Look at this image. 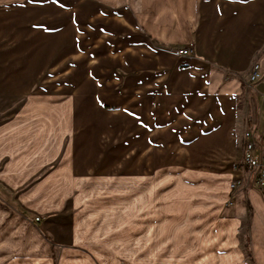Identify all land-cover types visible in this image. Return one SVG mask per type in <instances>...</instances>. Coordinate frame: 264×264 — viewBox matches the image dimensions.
Segmentation results:
<instances>
[{
	"label": "rangeland",
	"instance_id": "rangeland-1",
	"mask_svg": "<svg viewBox=\"0 0 264 264\" xmlns=\"http://www.w3.org/2000/svg\"><path fill=\"white\" fill-rule=\"evenodd\" d=\"M24 14L31 24V11ZM72 20L74 26L79 17ZM96 20H89L84 47L74 27L56 37L50 70L49 50L24 44V69L8 82L7 98L0 97V105L9 107L0 124L19 123L13 149L4 153L0 145L1 264H179L205 247L198 235L192 238L206 220L197 216L198 204L221 200L223 177L208 170L199 154L183 159L166 153L165 145L144 142L142 82L128 80L110 62L97 64L99 44L105 41L103 54L111 58L116 34L110 26L103 34L96 30ZM0 25L1 44L31 34L25 26L15 32V12L0 15ZM15 88L22 94L13 96ZM263 105L260 95L261 117ZM240 232L247 237V227Z\"/></svg>",
	"mask_w": 264,
	"mask_h": 264
},
{
	"label": "crops",
	"instance_id": "crops-1",
	"mask_svg": "<svg viewBox=\"0 0 264 264\" xmlns=\"http://www.w3.org/2000/svg\"><path fill=\"white\" fill-rule=\"evenodd\" d=\"M16 1L20 3L9 7L0 2V15L15 12V32L25 26L31 34L12 45L0 42V97L7 98L8 82L16 81L24 69V44H33L36 51L49 50L50 70L57 36H66L74 27L84 47L89 20L97 19L93 27L102 34L110 26L107 30L117 37L111 42L115 52L110 58L103 54L105 41L99 44L97 51L102 52L96 53L97 64L110 62L126 71L128 80H141L142 124L151 137L144 132V142L150 146L152 140L161 149L165 145L166 153L180 158L183 154V159L199 154L208 170L223 177L217 187L223 202L197 203L201 209L197 216L206 220L198 224L192 238L198 235L196 240L206 242L205 247L192 252L190 259L181 258L179 264H264V197L248 172L235 168L242 158V134L252 127L258 135L262 119L258 97L264 93L258 90L259 84L248 88L241 80L254 63L264 72V0ZM28 11L31 24L22 19ZM72 17H79L74 26ZM124 33L127 38L121 41L119 36ZM189 46L190 56L174 54ZM82 55L86 52L81 51ZM16 88L12 95H21L22 89ZM8 109L6 104L0 105V113ZM18 130V121L0 124L4 153L18 143ZM230 179L247 183L233 197L225 188ZM34 226L42 229V225ZM242 227L248 230V251ZM2 251L0 239V261Z\"/></svg>",
	"mask_w": 264,
	"mask_h": 264
},
{
	"label": "built area",
	"instance_id": "built-area-1",
	"mask_svg": "<svg viewBox=\"0 0 264 264\" xmlns=\"http://www.w3.org/2000/svg\"><path fill=\"white\" fill-rule=\"evenodd\" d=\"M178 57H188L192 54V46L175 50ZM264 81V72L258 63L252 64L248 73L243 77L246 87L252 88ZM240 168L247 171L249 180L264 197V113L262 117V133L256 135L253 128H249L242 134V158ZM243 179H236L230 183V196L233 197L243 185ZM231 206V201L227 202Z\"/></svg>",
	"mask_w": 264,
	"mask_h": 264
},
{
	"label": "water",
	"instance_id": "water-1",
	"mask_svg": "<svg viewBox=\"0 0 264 264\" xmlns=\"http://www.w3.org/2000/svg\"><path fill=\"white\" fill-rule=\"evenodd\" d=\"M257 88L261 93H264V81L260 83Z\"/></svg>",
	"mask_w": 264,
	"mask_h": 264
}]
</instances>
